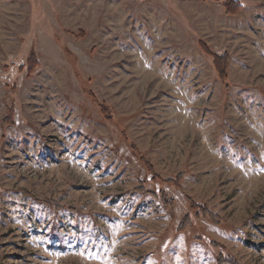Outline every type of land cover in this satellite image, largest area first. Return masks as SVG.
I'll return each mask as SVG.
<instances>
[{
  "label": "rangeland",
  "instance_id": "obj_1",
  "mask_svg": "<svg viewBox=\"0 0 264 264\" xmlns=\"http://www.w3.org/2000/svg\"><path fill=\"white\" fill-rule=\"evenodd\" d=\"M220 256L264 264V0H0V264Z\"/></svg>",
  "mask_w": 264,
  "mask_h": 264
},
{
  "label": "trees",
  "instance_id": "obj_2",
  "mask_svg": "<svg viewBox=\"0 0 264 264\" xmlns=\"http://www.w3.org/2000/svg\"><path fill=\"white\" fill-rule=\"evenodd\" d=\"M225 7H226V13L230 15H236L242 9L241 3L235 2V1L227 2L225 4ZM200 46L206 54H209L213 58V65H214V68L220 80L222 82L227 81L228 80V65L230 63V56L228 54H224V55L210 54L208 48L203 42L200 43ZM34 68H36V66L30 65V71H33ZM192 207L194 209H198L200 214H202L205 217L210 218L212 222L218 224V219H216L217 217L210 214L206 208H201L200 206L195 205V204H192ZM189 227H191V223L188 221V218H186L184 222L181 224L180 230L185 231ZM219 262L220 264H235L232 261V259L230 258L225 259L222 256L219 257Z\"/></svg>",
  "mask_w": 264,
  "mask_h": 264
}]
</instances>
